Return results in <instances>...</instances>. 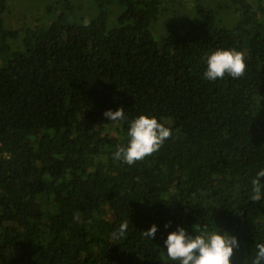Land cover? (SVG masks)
Wrapping results in <instances>:
<instances>
[{
	"label": "trees",
	"instance_id": "1",
	"mask_svg": "<svg viewBox=\"0 0 264 264\" xmlns=\"http://www.w3.org/2000/svg\"><path fill=\"white\" fill-rule=\"evenodd\" d=\"M74 2L19 28L0 7V264H171L167 233L205 224L243 264L264 241V0ZM219 47L245 54L241 77L203 79ZM121 107L172 129L134 165L114 159L127 120L104 116Z\"/></svg>",
	"mask_w": 264,
	"mask_h": 264
},
{
	"label": "clouds",
	"instance_id": "2",
	"mask_svg": "<svg viewBox=\"0 0 264 264\" xmlns=\"http://www.w3.org/2000/svg\"><path fill=\"white\" fill-rule=\"evenodd\" d=\"M87 23V21H85ZM206 67L203 79L216 81L229 76L232 79L241 77L246 70L245 54L235 48L219 47L206 52L204 55ZM104 116L111 122L127 120L125 142L118 145L114 159L123 164L134 165L146 156L158 151L172 135V129L158 120L154 115L140 114L128 119L124 108L107 109ZM264 167H260L251 179L250 198L253 202L264 201ZM165 224V228L170 227ZM129 228L128 222L123 221L118 229L113 231V240L125 237ZM159 225L153 223L143 229V235L154 241ZM195 235L190 234L183 225H177L167 233L161 247L167 253L171 264H233L234 251L241 247L239 238L220 226L209 228L206 224L195 229ZM243 264H264V241L257 242L251 255H245Z\"/></svg>",
	"mask_w": 264,
	"mask_h": 264
},
{
	"label": "rangeland",
	"instance_id": "3",
	"mask_svg": "<svg viewBox=\"0 0 264 264\" xmlns=\"http://www.w3.org/2000/svg\"><path fill=\"white\" fill-rule=\"evenodd\" d=\"M72 4L74 3H79V2H74L76 0H71ZM39 4H43L44 0H39L37 2L36 0H0V7L2 9L3 6L6 5L5 11H4V17H6V20L11 24L13 27L19 28L23 27L25 25H29L32 23L34 16H38L39 12H43V8L38 6ZM46 4H52L51 0H46ZM64 9V6L59 8L58 13H60ZM76 8L71 7L68 12L74 11ZM76 14L80 16L79 9L75 10ZM58 13L55 12V9L49 16V19H52L57 15ZM42 16V13H41ZM110 25H113L110 23ZM1 63V62H0Z\"/></svg>",
	"mask_w": 264,
	"mask_h": 264
}]
</instances>
